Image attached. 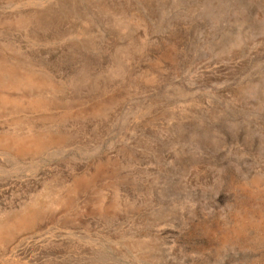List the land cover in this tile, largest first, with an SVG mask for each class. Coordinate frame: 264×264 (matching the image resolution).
<instances>
[{"label":"rangeland","instance_id":"1","mask_svg":"<svg viewBox=\"0 0 264 264\" xmlns=\"http://www.w3.org/2000/svg\"><path fill=\"white\" fill-rule=\"evenodd\" d=\"M0 264H264V0H0Z\"/></svg>","mask_w":264,"mask_h":264},{"label":"bare ground","instance_id":"2","mask_svg":"<svg viewBox=\"0 0 264 264\" xmlns=\"http://www.w3.org/2000/svg\"><path fill=\"white\" fill-rule=\"evenodd\" d=\"M37 94V93H36Z\"/></svg>","mask_w":264,"mask_h":264}]
</instances>
